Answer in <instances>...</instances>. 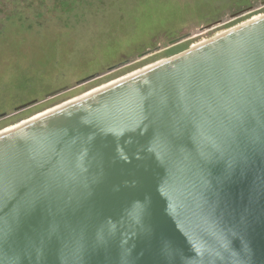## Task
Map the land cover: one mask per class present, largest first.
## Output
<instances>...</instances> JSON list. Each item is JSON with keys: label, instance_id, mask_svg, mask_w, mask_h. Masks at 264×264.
<instances>
[{"label": "water", "instance_id": "95a60500", "mask_svg": "<svg viewBox=\"0 0 264 264\" xmlns=\"http://www.w3.org/2000/svg\"><path fill=\"white\" fill-rule=\"evenodd\" d=\"M0 264H264V16L0 135Z\"/></svg>", "mask_w": 264, "mask_h": 264}, {"label": "rangeland", "instance_id": "374dc122", "mask_svg": "<svg viewBox=\"0 0 264 264\" xmlns=\"http://www.w3.org/2000/svg\"><path fill=\"white\" fill-rule=\"evenodd\" d=\"M263 15L264 0H0V113L39 102L0 132Z\"/></svg>", "mask_w": 264, "mask_h": 264}, {"label": "bare ground", "instance_id": "6f19581e", "mask_svg": "<svg viewBox=\"0 0 264 264\" xmlns=\"http://www.w3.org/2000/svg\"><path fill=\"white\" fill-rule=\"evenodd\" d=\"M263 16H264V15H263ZM263 16L256 17L255 19H252V20H250V21H247V22H245V23H243V24H241V25H239V26H237V27H240V26H242V25H244V24H247V23H249V22H251V21L257 20V19H259V18H261V17H263ZM237 27H234V28H237ZM234 28H232L231 30H233ZM229 31H230V30H229ZM229 31H226V32H224V33H222V34H219V35H217V36H214V37H212V38H209V39H207V40H205V41H203V42L197 44L196 46H193L192 48L198 47V46H200V45H202V44L208 42L209 40H211V39H213V38H217V37H219V36H221V35H223V34H226V33L229 32ZM161 62H162V61H161ZM159 63H160V62H159ZM157 64H158V63H157ZM149 68H151V67L149 66ZM149 68H146V69H149ZM146 69H144V70H146ZM140 72H141V71H140ZM138 73H139V72H137V73L135 72V73H133V74H131V75H128V76H126V77H124V78H122V79L116 80V81H114V82L112 81L111 83H108V84H106V85H104V86H101L100 88L94 89V90H92V91L86 93L85 95H83V96H81V97L75 98V99L70 100V101H68V102H66V103H64V104H62V105H60V106H57V107L52 108V109H50V110H47V111H45V112H43V113H41V114H39V115H37V116H35V117L29 119V120H26V121H24V122H22V123H20V124H17V125H15V126H12V127L8 128V129H6V130L0 132V135L5 134V133H8V132H11V131H13V130H15V129H17V128H19V127H21V126L27 124V123H29V122H32V121H34V120H37V119L42 118V117H44V116H47V115H49V114H51V113H53V112H55V111H57V110H59V109L65 107V106H67V105H69V104H73L74 102H77V101H79V100H81V99H83V98H86V97H88V96H91V95H93V94H95V93H97V92H99V91H101V90H104L105 88H108V87H110V86H112V85H114V84H117V83H119V82H121V81H123V80H126V79H128V78H130V77H132V76H134V75H136V74H138Z\"/></svg>", "mask_w": 264, "mask_h": 264}, {"label": "flooded vegetation", "instance_id": "af4514ba", "mask_svg": "<svg viewBox=\"0 0 264 264\" xmlns=\"http://www.w3.org/2000/svg\"><path fill=\"white\" fill-rule=\"evenodd\" d=\"M191 36H192L191 34H187V35L181 37V38H183V40H180V41H178V42H176V40H178V39H180V38H178V39H176V40H173L172 42H170V46H175L176 44L183 42L184 40L190 38ZM158 47H159V46H158ZM158 50H159V49H158ZM147 55H148V54H147ZM145 57H146V56H145ZM38 103H39V102H36V103H33V104L30 105V106H25L24 108H22V109H20V110H18V111H17L18 108H16V111H14L12 114H7V113H5V112H4V113H0V123H3L4 121H7L8 119H10V118H12V117H14V116H16V115H19V114H21V113H23V112L29 110L32 106H35V105H37ZM21 107H23V106H21ZM21 107H19V108H21Z\"/></svg>", "mask_w": 264, "mask_h": 264}]
</instances>
